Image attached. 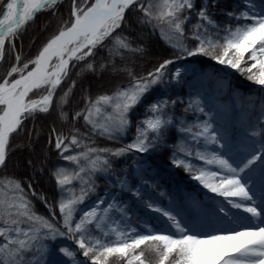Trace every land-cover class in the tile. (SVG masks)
I'll return each instance as SVG.
<instances>
[{"label": "snow or ice", "instance_id": "1", "mask_svg": "<svg viewBox=\"0 0 264 264\" xmlns=\"http://www.w3.org/2000/svg\"><path fill=\"white\" fill-rule=\"evenodd\" d=\"M62 2L0 0V63L6 54H14V62L0 76V167L6 164L12 136L23 131L26 120L34 119L38 113H49L54 104L61 109L59 118L68 119L62 108L68 103L76 81L59 97L57 92L78 63L86 62L81 71H95L90 58L100 49L113 58V65L114 58H122L125 51H143L142 47L133 48L127 36L117 34L129 11L141 13L137 22L158 30L176 55L164 59L145 75H136L127 66L114 68L127 73L128 83L95 98L85 95L84 107L73 114V119L82 116L92 133L108 139L124 135L131 125L130 113L154 86L165 83L166 70L175 60L206 56L264 86V0L259 5L256 0H241L238 11L226 13L235 23L224 26L209 13V0H204L198 10L196 0H71L67 19L61 18L57 30L36 55L23 60L16 49L22 32L42 12L51 11L56 16V6ZM210 2L214 5L216 0ZM192 15L196 22L186 35L185 25ZM186 39L196 41L195 46L189 48ZM106 66L99 65L101 70ZM180 77L181 69L176 68L170 79L179 81ZM175 103L162 97L146 105V112L151 115L137 123L133 140L114 149L89 146L75 128L70 136L52 129L49 142L54 136L60 157L75 166L74 169L60 166L52 173L59 192L56 207L61 221L55 222L53 207L43 195L38 199L45 202L51 218L35 211L20 180L0 178V264H43L39 257L47 250L44 241L58 237L73 241L90 264H264V145L238 159L233 158L231 149L227 153L209 151L210 145H218L221 150L228 145L222 142L211 122L212 113L205 112L199 98L190 101L185 111L192 109L208 119L197 120L195 124L181 122L178 128L197 147L193 151L187 142L182 143L178 151L184 158L177 159L173 153L172 163L183 167L203 188L223 197L232 209L247 216L233 214L224 204H218V213L233 226L200 231L182 218L180 211L145 200L138 187L129 185L126 176L115 175L111 158L146 153L162 141L166 129L174 122L167 115V108ZM73 145L81 151L67 154ZM189 158L203 161V165L197 166ZM258 162L262 189L259 199L252 187ZM98 173L115 176L111 181L114 188L131 192L143 201L145 208L164 217L168 227L161 230L144 225L147 231H139L129 223L130 208L126 204L116 196L106 199L107 189L105 196H99L92 207L81 211L80 206L96 194L94 178ZM74 182L79 183L78 190L73 187ZM28 187L31 189V184ZM94 231L98 234L94 235ZM59 251L78 264L76 251L68 247Z\"/></svg>", "mask_w": 264, "mask_h": 264}, {"label": "trees", "instance_id": "2", "mask_svg": "<svg viewBox=\"0 0 264 264\" xmlns=\"http://www.w3.org/2000/svg\"><path fill=\"white\" fill-rule=\"evenodd\" d=\"M202 0H196V6H198ZM71 0H63L62 3L56 6L57 14L53 16L51 11L42 12L38 14L35 21L27 25L20 38L16 41L17 52L21 53L23 60H28L37 54L39 48L44 42L57 30L61 18L67 19L70 10ZM209 13H212L213 18L218 23L234 24L235 21L227 17L228 11H238L241 7V0H216L213 5L209 1ZM142 15L138 11H129L126 14L125 25L118 30L117 34L127 36L131 42L133 48L142 47V52H128L123 53V57H115V64L111 63L113 58L109 57L108 52L105 49H100L96 52L94 57L90 59L94 62L95 71H81L84 68L86 62H81L76 65L70 72L69 77L64 81L62 86L57 92V97L63 94L73 80L76 81V86L73 89L68 103L63 106L62 111L68 114L67 120H61L59 118V111L55 104L51 111L47 114L38 113L34 119H28L24 122L23 131L14 134L11 138L9 154L7 156L6 164L0 167V178L11 177L20 180L22 187L27 194L28 199L32 202L34 209L37 213L51 218L52 213L49 212L45 205V202L38 199L40 195H43L47 204L52 205L55 213V222L59 223L61 217L59 209L56 207V201L59 199V192L56 186L55 178L52 175L53 171L61 166L62 158L58 150L55 148L54 136L52 142H49V138L52 134V129H55L57 133H64L66 136L72 134V130L78 129L79 135L85 140L91 147L97 148H118L125 145L122 138L116 137L115 139H108L97 134H94L90 130V126L86 125L83 117L80 116L73 119V114L80 111L84 107L85 95L95 98L99 94L111 93L118 85H125L128 83V76L126 72L116 71L114 68H127L131 69L136 75H145L151 71L154 67L158 66L164 59H172L176 55L175 49L170 47L158 30H153L150 25H143L137 22L136 18ZM48 22V23H46ZM185 32L187 27L185 25ZM191 39H186L185 42H189ZM194 41V40H193ZM14 62V54H6L5 59L0 63V76L5 74L11 63ZM23 62V61H22ZM105 63L107 66L101 70L99 65ZM199 77L200 83L191 86L193 89L198 85H207L211 88L219 90V96L231 100L233 95L237 94L240 98L247 100L249 94L255 95L259 99L264 98V89L252 88L239 83L237 79L241 76L240 72L234 73H221L219 68L212 62L199 63ZM168 69V68H167ZM167 71V70H166ZM80 73L78 76L77 73ZM246 82V81H245ZM167 85L170 92H174L177 88L176 85L171 83H164ZM158 87L155 86V90ZM223 94V95H222ZM37 95H39L37 93ZM187 107L176 103L168 111V115L173 117V124L167 128L170 141L173 144L164 145L161 148L156 149L161 157H167L170 168L156 164L158 167V174L154 178H158L161 186L157 190L152 189L149 196L153 203H158L161 200L163 204H166L167 200H173L176 196L180 195L178 191H186L195 187L192 184V180L186 177L184 169L177 167L172 163L173 153L179 155L178 146L182 143L189 141V137L180 131L178 127L184 124H195L197 120L208 119L204 114H196L192 109L185 111ZM250 118L248 122L249 126H254L253 118L256 116H262V120L259 123L264 125V108L259 104H256L253 108L249 109ZM210 112L213 114V112ZM211 122L215 120L211 115ZM258 123V124H259ZM29 132L31 135L29 136ZM73 149L79 150L74 145ZM135 152L129 153L125 156L118 158V162H114L113 165L125 170L130 165V158ZM29 161L31 163H29ZM102 178L98 175L95 176L96 185L99 186V182ZM31 184V189L28 185ZM74 187L78 186V182H74ZM166 191L168 195L166 194ZM35 192L36 195H32ZM163 193V195H161ZM165 195V199L163 198ZM169 197V198H168ZM140 217V216H138ZM145 224H152L148 219L144 220ZM94 235H97L95 231ZM78 256L83 257L82 254L76 252ZM86 259V258H85ZM115 264V262H113Z\"/></svg>", "mask_w": 264, "mask_h": 264}, {"label": "rangeland", "instance_id": "3", "mask_svg": "<svg viewBox=\"0 0 264 264\" xmlns=\"http://www.w3.org/2000/svg\"><path fill=\"white\" fill-rule=\"evenodd\" d=\"M203 2L204 0H202L201 3ZM260 2L261 0H256L257 5H259ZM201 3L196 6L197 10L200 8ZM210 14L212 15V13ZM195 22L196 17L195 15H192L190 21L186 24V35L190 31L191 25ZM218 24L224 26L228 25L229 23ZM222 35L223 33H221V36ZM185 43L188 45L189 48H191L195 46L196 41L190 40L189 42ZM200 62H212L219 68L221 73L232 74L234 72H237L236 70L231 69L230 67L218 64L216 61L206 56L197 55L193 57H186L183 59L175 60L173 64L168 66L165 81H167L168 84L171 83L172 85H176V90L171 93L167 85L165 84L158 85L156 90L154 86L153 90L148 95H146L143 102L130 113L131 125L129 126L127 132L124 135L118 137L122 138L125 144L130 143L135 137L137 123L144 120L148 115H151V113L146 112V105L158 98L163 97L169 99L170 101L175 100L176 103L178 102L181 105H184V107H187L190 101L199 98L202 102V106L204 107L205 111L211 110L213 112L212 118L216 122L213 125L219 135L222 137V142L228 145V148L223 150L219 149L218 145H210L208 148L209 151L217 150L224 151L227 153L229 149H231V154L233 155V158L238 159L239 157L245 155L247 151L253 149L259 150L260 147L264 145V125H262V123H259L262 120V116H255L253 118L255 125L250 127L248 125V122H250L249 109L256 106V104H259L260 107L262 106L264 108V98L259 99L257 97H254L255 95L249 94L247 100H244L243 98H240L237 94H235L233 95V98L229 100L227 98L219 96L218 89L211 88L207 85H198L192 89L191 86H195L201 82L199 77L197 78V76L199 75ZM176 68L181 69V77L179 81H172L170 77ZM239 77L240 78L237 80L242 85H246L248 83L247 86L249 87L264 89V86L257 85L254 82L247 80L246 74H241V76ZM172 107L173 105L170 104L167 110L171 109ZM194 113L203 114L196 111H194ZM253 133H255V135ZM166 144L169 148L171 147L170 144H173V142L170 141V136L168 135L167 129L165 131L162 141L159 142L156 147L150 149L146 153L132 154L133 156L132 158H130L131 160H129L130 165H128L125 170L113 165V168L116 170L115 175L126 176L129 185L133 188L138 187L145 200L150 199L149 191L151 189L157 190V188L160 186L159 179L156 178L154 180V176L158 174V167L156 166V164H158L159 162H163V165L167 168H170V166H172L171 164H169L167 157H161L160 154L156 151V149L161 148ZM188 144L191 146L192 150L195 151L197 145L190 139L188 141ZM202 147L203 145L201 144V148ZM78 151H81V149L75 150L71 147L67 154L72 155ZM176 158H184V154L180 153L179 155H176ZM111 159L113 163L119 161L118 158ZM189 159H191L192 163L197 166L203 165V161L197 160L195 158ZM61 160V166L68 167L70 169L75 168V166L72 165L70 162L64 161L63 159ZM211 167L212 170H216L214 166ZM181 168L184 169L183 167ZM185 173L186 177H188L189 180H192V184L196 186L195 192L187 193L186 191V193L182 194L180 202L181 204L179 202H171L169 206L180 211L182 214V218H184L189 223L196 225L198 230L211 231L213 229H224L233 226L227 221L226 218L222 217V214L218 213V211L216 210L218 204H224L225 207H227L231 213L236 214L238 216L248 215L247 213H243L242 211L232 209L230 205L226 204L223 197H220L210 192L209 190L203 188V186L200 185L198 181L191 178L192 174L186 171ZM97 175L100 176L102 180L98 183L99 186H97L96 194L90 196L85 201V203L80 206L81 211L87 210L88 208L92 207L99 196H105V189H107L109 195L106 196V199H111L112 196H116L121 203L126 204L130 208L129 223L141 232H144V229L147 231V229L144 227L145 224L142 221L143 219H146L142 218L144 217L142 211H144V213L149 216L153 214V211L145 208L143 201L132 196L131 192L121 191L118 188H114L112 186L111 181L115 179V176L111 174L105 175L101 173H98ZM258 177L259 162L257 164V172L254 176V183L252 184L253 192L254 189L259 190L261 188V184ZM75 188L77 190L79 189V183L78 186ZM261 190L257 193L254 192L258 199L260 198ZM203 200L210 201V203L208 205H205ZM194 205H198V207H195ZM157 214L158 219L155 220V225L150 227L153 229H166L168 227L166 219L160 216L159 213ZM76 218L78 219L79 216L77 215ZM59 223L57 222V224ZM44 243L47 245V250L42 257H39L40 259H42L43 264H73V262L69 260L68 257L64 256L59 251L61 247H68L80 253L75 243L64 237H58L56 240H46L44 241ZM76 261L78 262V264H90V261L86 260L85 258L82 259V257L78 255H76Z\"/></svg>", "mask_w": 264, "mask_h": 264}, {"label": "bare ground", "instance_id": "4", "mask_svg": "<svg viewBox=\"0 0 264 264\" xmlns=\"http://www.w3.org/2000/svg\"><path fill=\"white\" fill-rule=\"evenodd\" d=\"M260 190H261V188H260L259 190L254 189V192L257 193V192H259ZM241 216H242V215H241Z\"/></svg>", "mask_w": 264, "mask_h": 264}]
</instances>
